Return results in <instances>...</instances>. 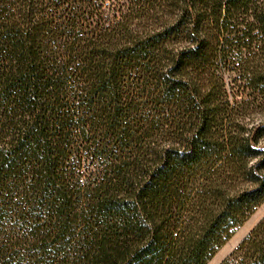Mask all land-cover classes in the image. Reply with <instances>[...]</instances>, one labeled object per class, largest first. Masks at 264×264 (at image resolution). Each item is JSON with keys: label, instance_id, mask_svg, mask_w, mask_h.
<instances>
[{"label": "trees", "instance_id": "16d2710c", "mask_svg": "<svg viewBox=\"0 0 264 264\" xmlns=\"http://www.w3.org/2000/svg\"><path fill=\"white\" fill-rule=\"evenodd\" d=\"M263 202L264 0H0V264H206Z\"/></svg>", "mask_w": 264, "mask_h": 264}, {"label": "rangeland", "instance_id": "374dc122", "mask_svg": "<svg viewBox=\"0 0 264 264\" xmlns=\"http://www.w3.org/2000/svg\"><path fill=\"white\" fill-rule=\"evenodd\" d=\"M236 65H240L236 63ZM241 69L225 74L228 79L236 78ZM264 218V202L235 230L229 240L223 244L206 264H220L227 258L251 230Z\"/></svg>", "mask_w": 264, "mask_h": 264}]
</instances>
